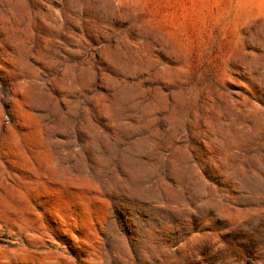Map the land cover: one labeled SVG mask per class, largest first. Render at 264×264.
I'll return each instance as SVG.
<instances>
[{"label":"rangeland","instance_id":"1","mask_svg":"<svg viewBox=\"0 0 264 264\" xmlns=\"http://www.w3.org/2000/svg\"><path fill=\"white\" fill-rule=\"evenodd\" d=\"M0 264H264V0H0Z\"/></svg>","mask_w":264,"mask_h":264}]
</instances>
